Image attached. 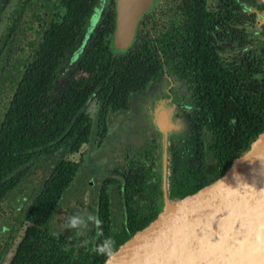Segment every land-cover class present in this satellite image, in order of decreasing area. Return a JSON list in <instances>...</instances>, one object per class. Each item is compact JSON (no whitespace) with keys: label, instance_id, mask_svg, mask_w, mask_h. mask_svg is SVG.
<instances>
[{"label":"trees","instance_id":"obj_1","mask_svg":"<svg viewBox=\"0 0 264 264\" xmlns=\"http://www.w3.org/2000/svg\"><path fill=\"white\" fill-rule=\"evenodd\" d=\"M96 1L58 0L63 13L53 32L43 34L37 46L32 47L31 59L15 81L3 110L0 119V201L35 168H41V172L21 218L13 217V226L0 241V263L14 234L25 225L8 264H100L106 256L92 251L97 243L111 237L115 241L114 250L128 234L152 220L160 208V203L151 202L146 208L128 203L119 230H112L107 185L116 180L109 177L99 188L94 212L103 221L101 236L98 237L97 230L91 226L85 241L77 245L75 239L56 237L47 231L61 195L78 169V162L65 155L77 152L90 139L92 120L84 112L88 101L95 99L98 103V128L104 129L107 113L125 108L129 94L142 89L157 76L160 67L157 53L160 47H150L146 36L134 39L123 52L111 53L107 35L112 32L114 12L113 0H109L111 8L98 28L96 41L77 61L78 73L69 75L61 88L51 94L57 66ZM261 7L264 10L262 3ZM15 20V17L10 20L9 34L15 29ZM261 51L264 65V41ZM251 70H261L264 75V66L260 68L258 62L253 64L252 61L242 62L229 70L218 65L212 68L210 80L205 81L210 82L209 97L205 99L208 100L205 101L207 110L200 116L207 121L205 129L211 131L212 138L208 142H198V146L204 144L212 156L206 159L207 162L196 159V164H189L173 194L180 197L191 193L219 177L232 158L242 154L258 132H264V76L257 89L247 93L249 85L243 78ZM262 85L260 95L258 88ZM230 117L236 119L235 130L229 127ZM201 128V125L197 126L198 131ZM237 131L244 132L247 138ZM156 148L160 152L161 146ZM168 167L173 168L171 158H168ZM130 177L128 173L123 174V195L128 201L132 192L139 193L138 190L143 188L141 177ZM132 188L135 191L130 192Z\"/></svg>","mask_w":264,"mask_h":264},{"label":"flooded vegetation","instance_id":"obj_2","mask_svg":"<svg viewBox=\"0 0 264 264\" xmlns=\"http://www.w3.org/2000/svg\"><path fill=\"white\" fill-rule=\"evenodd\" d=\"M31 1L32 0H18V12L16 13L19 17L18 20L21 18L25 8ZM153 1L154 4L150 6L139 18L134 39L138 40L146 36V40L149 42L150 47H160V49L157 50L160 59L158 74L154 78L150 79L145 86L159 78H163L165 84L162 91L155 92L153 93V96L150 97L148 106L146 108V114H144V112L143 115L146 116V118H144L146 124H149L152 127V131L155 136L162 135V133L157 128L158 120H160L159 124L164 125L165 127L164 132L167 150L165 163L166 174L164 173L165 175L163 184L162 175L160 174L155 181L154 189L158 184L160 186V190L158 189L160 195L159 199L157 200L153 194H150V192L147 190L151 173V163L154 159L153 154L154 151L156 152V146L158 145L153 142L150 145H147L146 149L144 148L143 163H138L137 161H132L130 163L127 162L124 168L115 166L109 172H107V174L101 180L99 188L104 180L109 177L116 180L115 182L107 185V194L110 207V221V187L114 186L116 188L121 206L122 222L128 203L132 206L135 204L142 205L144 208L151 204V202H153V204L160 203L161 206L163 201V190L165 191L166 197L169 200L178 199L186 195L183 194L179 197L172 193L173 190H178L177 188L180 185V176H182L187 171L189 164H196V159H204V161L207 162L206 159L209 160L211 158L212 154L207 149V147H205L204 144L198 146V142H208L212 138L211 131L205 129L207 121L204 119V117L200 118V116H202V113L207 110V104L205 101L208 100L205 99L209 97L210 82L205 83V81L210 80L209 76H212L213 74L212 68L214 65H218L219 67L229 70L231 67H237L242 62L252 61L253 64L258 62L260 68H263L264 66L260 57V55L263 54L261 49L264 41V10L258 0H159L157 4L156 0ZM101 3L102 0L96 1L93 10L82 24L76 39L69 46L65 55L60 60L56 69L55 78L61 61L66 57L68 51L76 43L84 24L90 20L93 12L96 9L98 10ZM107 5L108 6L102 16V20L96 27V32L104 21L107 10L111 8L109 0H107ZM50 7V20L55 22L56 27L59 17L63 13V8L58 6V0L52 2ZM112 8L114 12V0ZM60 9H62L61 13H59ZM33 17L35 21L38 22V26H31L34 36L32 39L27 40L25 46L23 47V49H26L28 52V58L21 62L18 77L22 73L24 65L31 59L32 47L35 48L37 46L40 37L43 34H46L45 29L50 23L49 22L47 24L46 20H44V18H42L38 13L34 14ZM111 34L112 32L107 35V38L109 39L111 53L113 54V49L111 46ZM97 37L98 32L96 33L94 41H96ZM94 41L90 43L86 49L92 45ZM77 61L75 63L74 71H71L66 75L64 82L69 75L78 73V69L76 67ZM263 76L264 75L261 70H251L247 74V77L243 78V82L249 85V88L246 89V92L252 93L255 91V89H257V87L261 84ZM54 81L52 84L51 94L56 93L61 88L60 87L57 91L53 92ZM145 86L142 89L129 94L125 108L116 111H109L107 113L104 120V129L98 128V103L95 99L88 101L89 103L94 100L96 103V118H89L92 120L91 134L95 129V134L99 139L98 142L104 138L109 115L111 113L126 109L128 107L130 95L141 92ZM262 88L263 85L262 87L258 88L260 95L262 94ZM160 96L168 98L171 97V100L168 101L170 113L160 108L161 115H158L159 119L157 118L156 122H151L150 119H153L154 116L151 115V111L153 110L154 106L157 107V99ZM151 104H153V106H151ZM154 118L156 119V116H154ZM229 120V127L231 130H235L233 126L236 124L233 123L236 122V119L234 117H230ZM178 121L179 125H177ZM167 125L177 126L168 130L166 128ZM198 125L202 126L200 131L197 129ZM237 132L242 137L247 138V135L244 132ZM260 133L263 132H258L254 139ZM100 134H103V136H100ZM159 146H161V144H159ZM168 158H171V165L173 168L168 167ZM199 164L200 163H198V165ZM127 173L129 174V177L130 175L131 177L138 175L141 177L143 182V188L142 190H138L139 193L132 192L135 191V188L130 189V192H132L130 196L131 199L129 198L130 201L126 200L125 196L123 195L122 186L124 183L123 174ZM73 179L70 184H72ZM203 185L205 184H202L201 186Z\"/></svg>","mask_w":264,"mask_h":264},{"label":"water","instance_id":"obj_3","mask_svg":"<svg viewBox=\"0 0 264 264\" xmlns=\"http://www.w3.org/2000/svg\"><path fill=\"white\" fill-rule=\"evenodd\" d=\"M152 1L114 0L113 54L133 43ZM159 122L163 184L166 138ZM162 197L155 217L100 264H264V132L219 177L178 199L164 190Z\"/></svg>","mask_w":264,"mask_h":264},{"label":"rangeland","instance_id":"obj_4","mask_svg":"<svg viewBox=\"0 0 264 264\" xmlns=\"http://www.w3.org/2000/svg\"><path fill=\"white\" fill-rule=\"evenodd\" d=\"M54 1L32 0L18 20L19 17L16 14L18 12V0H0V119L18 77L21 62L28 58V52L23 47L27 40L32 39L34 36L31 26H38V22L35 21L33 15L38 13L46 20L47 24L50 22L45 29V33H52L55 29V22L50 20V5ZM158 1L156 0V4ZM153 4L154 1H152L150 6ZM107 6V0H102L98 10L96 9L90 20L84 24L78 40L60 63L53 85V92L61 87L66 75L74 71L76 61L86 47L94 41L97 33L96 27L100 24ZM61 12L62 9L59 10V13ZM14 17L16 18L15 24H17L14 31L9 34L8 25ZM164 84L163 78H159L154 82L148 83L141 92L131 94L126 109L109 115L105 135L100 142H98L99 139L94 129L88 143L82 144L76 153L65 155L66 158L78 162V169L72 184L61 195L58 206L47 226L48 232L51 234L58 233L59 235H55L56 237L67 239L72 237L77 245H81L85 241L92 225H89L83 235H74L72 229L65 228V219L78 212L94 213L98 188L107 172L115 166L124 168L127 162L137 161L138 163H143L144 148L146 149V146L152 142L158 145L161 144L162 135H154L152 127L146 124L144 119L146 116L143 113L145 112L144 114H146L150 97L153 96V93L162 91ZM157 100V107L154 106L151 111V115L156 116V119L153 116L154 120L150 119L151 122H156L161 111L160 108L170 113L168 101L171 100V97L160 96ZM84 112L92 119L96 118V103L94 100L86 105ZM177 125H179V121ZM177 125H167L166 128L170 130ZM157 150L156 148L155 152L153 149L154 159L151 163L147 190L158 200V189L160 190V186L158 184L154 189V184L158 175L163 174V166L161 150L160 152ZM40 172L41 168H35L14 190L0 201V241L5 238L8 229L13 226L11 223L13 217L14 219H20L22 212L27 207L35 191ZM109 191L111 225L113 230H117L120 227L122 218L121 206L116 188L114 186L110 187ZM24 226H20L14 234L12 243L0 264H8V260L15 244L21 237Z\"/></svg>","mask_w":264,"mask_h":264},{"label":"clouds","instance_id":"obj_5","mask_svg":"<svg viewBox=\"0 0 264 264\" xmlns=\"http://www.w3.org/2000/svg\"><path fill=\"white\" fill-rule=\"evenodd\" d=\"M65 228L72 229L74 235L80 234L83 235L84 232L89 228V225H92L97 230V236L102 235V226L103 221L99 218L98 215L92 212L85 213H74L68 216L65 221ZM53 235H59L58 233H53ZM69 239H72L70 237ZM115 244V241L111 237L105 238L102 242L97 243L92 251L99 256H111L112 248Z\"/></svg>","mask_w":264,"mask_h":264}]
</instances>
